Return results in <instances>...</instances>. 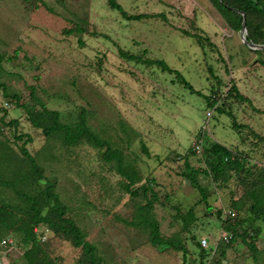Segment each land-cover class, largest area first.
<instances>
[{"label": "rangeland", "instance_id": "374dc122", "mask_svg": "<svg viewBox=\"0 0 264 264\" xmlns=\"http://www.w3.org/2000/svg\"><path fill=\"white\" fill-rule=\"evenodd\" d=\"M117 1L130 15L153 17L126 20L109 7L108 0H0V52L4 55L0 81L18 93L22 103L31 105L34 88L50 110L61 113L64 123L77 122L85 110L90 127L122 150L125 162L134 166L138 186L155 180L158 240L180 237L189 264H199L201 252L192 236L198 242L204 238L216 242L223 231L218 210H232L243 228L251 230L253 201L238 177L228 187L208 179L202 172L204 150L200 155L190 151L203 138L204 147L208 140L217 142L246 156L250 168L264 169V142L254 136H264V114L223 97L236 86L255 108L264 111V53L257 55L244 45L240 31L231 30L209 0ZM76 28L85 32L68 33ZM183 30L208 38L213 45L204 42L202 46ZM121 50L165 61L202 95L186 89L176 73L128 61ZM214 94L216 106L232 112L244 129L235 130L229 115L208 105L207 98L213 99ZM6 102L10 101L0 90V119ZM12 104L6 121L18 120L19 126L5 128L0 139H7L17 152L22 142H16V133L33 139L29 152L56 184V192L69 208L67 217L96 245L105 264H180L183 252L173 247L160 253L147 231L124 223L135 220L137 207L144 201L131 199L123 190L115 162H105L102 152L87 144L67 148L56 140L48 142L26 112ZM187 159L202 172L210 211L199 190L182 176ZM3 197L8 204L23 206L9 190ZM191 208L198 222L186 232L177 210L185 214ZM262 231L259 246L264 250ZM6 238L14 239L19 250L0 248V264H28L20 236L11 233ZM43 245L56 264H79L82 257L81 249L55 234ZM232 250L226 264H256L241 242ZM218 259L215 264L221 263V256Z\"/></svg>", "mask_w": 264, "mask_h": 264}, {"label": "trees", "instance_id": "16d2710c", "mask_svg": "<svg viewBox=\"0 0 264 264\" xmlns=\"http://www.w3.org/2000/svg\"><path fill=\"white\" fill-rule=\"evenodd\" d=\"M217 9L231 30L239 32L242 29L244 18L247 25L248 35L247 40L258 45H264V0H209ZM108 5L112 10L118 11L126 20H142L153 16L140 15L133 16L125 11L123 6L117 0H108ZM83 34L84 28H76L70 30L69 34ZM187 36L193 37L197 43L204 45L207 42L213 45L208 38H204L198 34H190L183 30ZM257 55H262L264 50L254 51ZM121 56L128 61L137 62L147 66H157L164 72L176 73L179 82L188 89L191 93L202 95L196 91L194 86L190 84L180 72L171 69L163 60H151L144 56H136L121 50ZM146 51L144 52V55ZM4 55L0 52V73L3 71ZM264 66V60H262ZM0 90L4 97L10 103L14 101L16 107L23 109L32 124L38 130H41L48 142L53 140L59 141L67 148H74L84 144L92 146L102 152V158L107 163H116V168L124 182L122 188L126 194L130 195L131 199L142 198L144 204L137 207L135 220L125 224L137 229H142L148 232L150 242L153 247L159 248L160 253H164L173 248L181 253L182 264H189L191 260L188 257L186 246L180 237H174L170 240L159 241L157 236L161 232L160 223L155 214L156 204L159 203V196L155 192V180H150L138 186L139 174L133 165L125 162L124 152L112 147L109 141L104 139L99 132L94 131L87 120L85 110H82L78 115V121L72 123L62 122L61 113L57 110H50L46 103L36 95L33 88L31 92L33 105L22 103L21 96L14 92L5 82L0 81ZM217 92V91H216ZM222 96V94H221ZM217 95L214 94L213 99H208V105L215 107L217 105ZM224 99H234L251 106L256 112L264 114V111L255 108L253 102L243 96L236 86L230 88ZM220 100V99H219ZM13 105V104H12ZM38 107V108H37ZM216 109L220 113L229 115L233 122V128L241 131L246 126L238 124L232 112ZM3 116L0 119V133L5 128H18V120L7 122L9 110L1 109ZM254 133V132H252ZM254 136L261 142H264V136L254 133ZM16 142H22L17 152L7 139H0V248L2 242L7 239L6 236L11 233H16L20 236L22 244L25 248L23 256L28 264H56L50 257L48 251L44 247L40 235L34 229L36 227L48 229L51 234H55L72 243V245L82 250V257L79 264H105L99 254L96 245L87 240L85 232L80 228L77 222L68 216L69 208L62 201L59 194L56 192V184L49 180L44 175V168L38 163V160L33 156L27 146L33 143V139L28 135L15 134ZM210 141V142H209ZM203 161L205 169L202 171L208 179H212L215 184L220 187H228L229 182L233 177H238L242 186L245 188V195H248L253 201L250 207V222L253 224L251 230L243 228V221L231 217H224L222 210L217 211L218 218L223 221V230L233 234L229 243L220 241L217 246V251L212 258L211 253L207 249H203L201 242H198L196 236H192V240L197 241L200 248L201 262L199 264H215L221 256L223 262H228L229 250H232L235 244L241 242L254 255L256 264H264V250L259 249L258 242L260 240L261 231L258 222H264V169L256 165L249 167V160L246 156L234 150L227 148L217 142L211 140L206 141ZM143 151L147 156H151L146 146H143ZM190 154L195 155L194 148ZM194 170L189 162L185 160V170L182 176L187 179L191 185L198 189L202 195V201L208 205L207 188L201 184L200 173ZM6 190L11 191L17 200L23 203V206L18 204H8L4 200ZM209 211L211 207L208 205ZM13 215H17L14 218ZM177 219L182 222L183 230L190 232V228L198 222L195 210L191 208L187 213L183 214L177 210ZM242 230V231H241ZM44 232L42 231L41 234ZM213 243V242H212ZM215 243V242H214ZM179 244L178 247H175ZM221 249V250H220ZM218 254H220L218 256ZM208 258V262H206ZM180 261V264H181ZM204 261V262H203ZM194 263V262H193ZM218 264V263H216Z\"/></svg>", "mask_w": 264, "mask_h": 264}, {"label": "built area", "instance_id": "2783aa9c", "mask_svg": "<svg viewBox=\"0 0 264 264\" xmlns=\"http://www.w3.org/2000/svg\"><path fill=\"white\" fill-rule=\"evenodd\" d=\"M12 107V104L10 103H5V106L4 108L9 110L10 108ZM207 117H208V121L206 122L207 125H209V119L212 117V113L209 112L207 113ZM207 129V128H206ZM204 150V140L203 138L196 141L195 144H194V151L197 155H200L202 154ZM225 217H231L233 219H235L237 217V215L235 214V212H233L232 210H228L224 213ZM34 231L40 235V238L42 240V242H46L51 233L49 232L48 229H43L41 230L40 228L36 227L34 229ZM44 232L43 234H41V232ZM233 234L231 233H228L226 231H222L221 234L219 235L218 237V240L214 243H211L210 242V239H202L200 242H201V246L203 249H207L210 253H211V256L212 258L214 257V255L216 254V251H217V246L219 244L220 241H225L226 243H229L232 239V236ZM2 248L5 249L7 252L9 251H14V250H19V246L17 244V242L12 239V238H7L5 239L2 244H1ZM227 262H224V264H226Z\"/></svg>", "mask_w": 264, "mask_h": 264}, {"label": "water", "instance_id": "95a60500", "mask_svg": "<svg viewBox=\"0 0 264 264\" xmlns=\"http://www.w3.org/2000/svg\"><path fill=\"white\" fill-rule=\"evenodd\" d=\"M240 33H241L243 44L246 45L249 49L253 51H260V50L263 51L264 50V45L254 44L247 40L248 30H247L245 18H244L243 26H242Z\"/></svg>", "mask_w": 264, "mask_h": 264}, {"label": "crops", "instance_id": "0c3cea01", "mask_svg": "<svg viewBox=\"0 0 264 264\" xmlns=\"http://www.w3.org/2000/svg\"><path fill=\"white\" fill-rule=\"evenodd\" d=\"M257 225L260 226V231L263 232L262 230H264V222H258ZM262 238H260L259 242L262 240ZM259 242H258V247H259V249L262 250V248L259 246V244H260ZM232 251L233 250H229L228 256L231 255Z\"/></svg>", "mask_w": 264, "mask_h": 264}]
</instances>
